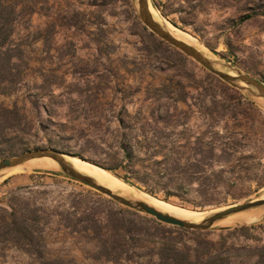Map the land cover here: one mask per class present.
<instances>
[{"label": "rangeland", "instance_id": "obj_1", "mask_svg": "<svg viewBox=\"0 0 264 264\" xmlns=\"http://www.w3.org/2000/svg\"><path fill=\"white\" fill-rule=\"evenodd\" d=\"M17 8L21 13L14 38L21 41L23 52L13 60L20 65L21 80L11 93H0V106L15 109L14 139L0 140L4 150L0 158L35 147H51L68 154V150L86 155L102 152L111 141L121 106L130 114L142 107V115L148 116L154 102H164L176 105L191 124L204 121L212 113L223 124L232 125L241 139L236 156L246 172L232 182L219 202L206 205L176 196L165 198L162 193L150 194L141 185L124 180L122 170H110L115 177L191 212H214L262 192L264 99L220 79L153 34L141 21L135 0H19ZM153 8L164 23L170 24L173 18L178 26L170 25L203 43L215 58L264 81V0H208L195 19H187L190 25L182 24L177 13L164 16ZM246 12L251 17L233 25L230 18ZM233 96H241L242 104ZM213 101L217 108L211 106ZM250 106L258 121L245 124L254 127L246 139L236 126L246 122L241 113L252 112ZM234 111L240 114L234 115ZM241 128L244 130V125ZM86 138H103L105 142L85 144ZM79 193L87 195L84 199L98 194L108 197L59 168L16 169L0 178V205L16 195L30 208H37L39 221L46 225L47 255L63 258V264H148L147 258L115 262L92 257L94 243L60 223L62 212L72 210L71 201ZM254 217L227 225L228 229L244 227L232 231L224 242L227 228L219 226L188 229L181 240L192 245L196 240L210 239L222 250L231 242L264 245V211ZM0 264H40V259L11 248Z\"/></svg>", "mask_w": 264, "mask_h": 264}, {"label": "trees", "instance_id": "obj_2", "mask_svg": "<svg viewBox=\"0 0 264 264\" xmlns=\"http://www.w3.org/2000/svg\"><path fill=\"white\" fill-rule=\"evenodd\" d=\"M151 1L162 15L177 13L182 24L190 25L187 19H195L208 0ZM18 2L0 0L1 94L14 91L21 80L20 65L13 60L20 58L23 52L21 41L14 38L16 21L21 13ZM174 4L176 7L173 8ZM249 17L251 13L246 12L230 19L237 25ZM170 21L178 26L173 18ZM238 97L233 96L242 104L241 96ZM211 106L217 108L218 104L213 101ZM14 112L13 107L0 106V140L14 139L11 136ZM144 112L140 107L130 114L125 106H121L111 141L102 152L86 155L82 151H66L109 172L122 170L124 180L141 185L150 194L162 193L165 198L176 196L199 205L219 202L222 194L230 190L232 182L246 172L236 156L241 139L236 131H232V125L225 122L224 126L212 113L207 114L204 121L191 124L189 117L182 116L178 107L170 103L154 102L149 107V115H142ZM252 112H242L246 122L236 126L246 139L254 127L245 124L258 121ZM233 113L240 114L238 111ZM95 140L105 142L103 138H86L84 143L94 145ZM2 153L4 150L0 148V156ZM86 196L79 193L72 199V210L62 212L60 223L85 241L94 243L93 258L115 262L147 258L148 264H264V245L231 242L222 250L217 241L210 239L187 245L181 239L188 229L162 223L109 197L98 194L93 199H84ZM36 211L37 208H30L28 202H21L20 196L16 195H11L5 205H0V262L8 249L16 248L36 254L40 264H63V258L46 254V225L39 221ZM243 227L227 228L223 242L232 231Z\"/></svg>", "mask_w": 264, "mask_h": 264}, {"label": "water", "instance_id": "obj_3", "mask_svg": "<svg viewBox=\"0 0 264 264\" xmlns=\"http://www.w3.org/2000/svg\"><path fill=\"white\" fill-rule=\"evenodd\" d=\"M135 2L137 4L138 15L141 21L143 22L145 27L149 29L153 34H155L163 41L174 46L175 48L183 52L185 55L191 57L193 60L198 62L209 72L216 75L220 79L226 81L227 83L235 86L238 89L248 92L251 95L253 94L264 99V83L262 81L251 76L246 72L236 69L235 67H233L232 65L226 63L221 59L206 56L204 53L197 50L192 45L180 39L175 38L170 33L165 31L152 15V12L150 10V4L152 6L153 4L151 0H135ZM43 156L51 157L55 161H57L60 166V170L64 174L94 188L95 190L108 196L114 201L122 205H125L129 208H132L134 210H137L139 212L145 213L149 216H152L160 222L170 225H175L181 228L193 229V230H207L212 227H216L214 226V223L220 219L225 218L229 214L264 205V197H256L214 211L198 222H191L188 220L177 218L163 211H160L142 200L136 198L124 197L120 194L115 193L109 188L99 184L92 177L78 171L65 158V156H73V157L76 156L51 147L30 148L14 155L1 157L0 174L4 169L21 164L31 158L43 157ZM227 227L228 226H219L218 228L223 229Z\"/></svg>", "mask_w": 264, "mask_h": 264}, {"label": "bare ground", "instance_id": "obj_4", "mask_svg": "<svg viewBox=\"0 0 264 264\" xmlns=\"http://www.w3.org/2000/svg\"><path fill=\"white\" fill-rule=\"evenodd\" d=\"M150 10L152 12L153 17L158 21V23L161 25V27L170 33L172 36H174L177 39H180L193 47H195L197 50L204 53L206 56H210L212 58H215L212 53L208 51L206 46L203 43H200L199 41H196L192 37L186 35L184 32L180 31L179 29L175 28L174 26L164 23L158 12L154 11L153 6L150 4ZM66 160H68L78 171L92 177L95 179L99 184L109 188L110 190L114 191L117 194H120L124 197L128 198H136L139 200H142L146 202L147 204L155 207L156 209L163 211L165 213H168L170 215H173L177 218L188 220L191 222H198L202 219H204L206 216H208L212 212H191L187 211L184 208H178L174 207L173 205H170L168 203H165L163 201H160L154 197H151L145 193H142L130 186H127L123 182H121L117 177H115L113 174H111L109 171L105 170L102 167L96 166L88 161L82 160L77 157L73 156H65ZM54 169L59 168L60 166L57 161H55L53 158L48 156L43 157H35L31 158L21 164H18L16 166L4 169L2 173L0 174V178H3L4 176L8 175L10 172L16 169ZM256 197H264V189L262 192H260ZM264 211V205L238 211L232 214H229L223 219H220L214 223V226H227L232 225L235 222H244L248 219H251L252 217L258 215L260 212ZM255 218V217H254Z\"/></svg>", "mask_w": 264, "mask_h": 264}]
</instances>
